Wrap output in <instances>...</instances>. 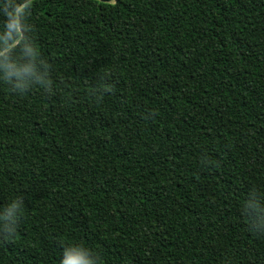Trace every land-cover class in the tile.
<instances>
[{
    "label": "trees",
    "instance_id": "obj_1",
    "mask_svg": "<svg viewBox=\"0 0 264 264\" xmlns=\"http://www.w3.org/2000/svg\"><path fill=\"white\" fill-rule=\"evenodd\" d=\"M26 3L53 90L0 82V264H264V0Z\"/></svg>",
    "mask_w": 264,
    "mask_h": 264
},
{
    "label": "clouds",
    "instance_id": "obj_2",
    "mask_svg": "<svg viewBox=\"0 0 264 264\" xmlns=\"http://www.w3.org/2000/svg\"><path fill=\"white\" fill-rule=\"evenodd\" d=\"M27 7L26 0L24 3L0 0V15L5 17L0 25V82L8 85L17 96H23L33 87H39L46 94L53 90L51 65L25 35L29 31ZM110 90L109 86L97 83L90 93L99 96ZM24 199L23 196H16L0 205V235L9 238L15 235ZM241 207L249 217L250 230L264 236V197L252 189ZM59 264H101V258L88 246L72 243L63 248Z\"/></svg>",
    "mask_w": 264,
    "mask_h": 264
}]
</instances>
